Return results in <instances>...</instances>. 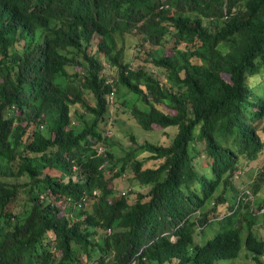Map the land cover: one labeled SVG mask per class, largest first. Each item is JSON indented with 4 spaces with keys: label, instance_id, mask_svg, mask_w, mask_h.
I'll return each mask as SVG.
<instances>
[{
    "label": "trees",
    "instance_id": "trees-1",
    "mask_svg": "<svg viewBox=\"0 0 264 264\" xmlns=\"http://www.w3.org/2000/svg\"><path fill=\"white\" fill-rule=\"evenodd\" d=\"M263 151L264 0H0V264H264Z\"/></svg>",
    "mask_w": 264,
    "mask_h": 264
},
{
    "label": "rangeland",
    "instance_id": "rangeland-1",
    "mask_svg": "<svg viewBox=\"0 0 264 264\" xmlns=\"http://www.w3.org/2000/svg\"><path fill=\"white\" fill-rule=\"evenodd\" d=\"M134 43L135 41L132 38H127L126 40V59H129L132 57L131 55L135 51ZM68 70L72 71L71 68H69ZM111 78L112 76L108 74V79H111ZM122 119H124V121L120 120V125L117 123L112 124L111 130L114 136H116V140L118 141L120 140L123 144H128L129 137H128L127 129L130 130L131 128L132 131L135 133H141V131L138 129H135L132 126L131 121L129 119H126V118H122ZM166 131L170 132V130L168 129H166ZM137 136H140L139 140L141 141L147 139L154 143L166 142L165 140H167L166 135L162 133L161 131H151L146 134L141 133ZM114 149L116 150L117 147H114ZM263 170H264V151L259 155V157L255 161L251 162V164L248 166V170L239 176L240 182H241L240 187L242 188L248 187L249 184L252 182V179L253 178L256 179V177L258 176V173ZM260 182H262V184L259 190H257V193L255 194V196H256V199L263 200L264 199V179H260ZM146 188L147 187L143 188L144 192L146 191ZM211 216L212 215H209L210 219L213 218ZM253 217H254L255 223L252 226V232L255 236L263 238L264 237V215H261V214L255 215V216L253 215ZM240 220H241L240 223L245 225L246 220L242 218H240ZM201 226L202 225L197 226L195 233H194V241L200 245L204 244L207 240L212 239L215 236V234H217L218 232L222 230V223L217 220H214L211 223L206 225L205 234H204V229ZM246 234H247V230L242 229L240 233L241 248L236 258L217 260L214 262V264H255V262L252 260V254L248 252L244 246V238ZM259 260L264 262V256H259ZM91 264H96V262L94 261Z\"/></svg>",
    "mask_w": 264,
    "mask_h": 264
},
{
    "label": "clouds",
    "instance_id": "clouds-1",
    "mask_svg": "<svg viewBox=\"0 0 264 264\" xmlns=\"http://www.w3.org/2000/svg\"><path fill=\"white\" fill-rule=\"evenodd\" d=\"M243 191L245 192L246 189H243ZM247 191L250 192V188H249V190H247ZM250 193H251V192H250ZM251 195H252V194H251ZM245 199H246V198H245ZM247 199H248L249 201L252 202V201L254 200V196L252 195V198H251V199H249V198H247ZM260 211H261V212H264V209H261ZM171 240H175L174 237H171ZM194 242H195V241H194Z\"/></svg>",
    "mask_w": 264,
    "mask_h": 264
},
{
    "label": "built area",
    "instance_id": "built-area-1",
    "mask_svg": "<svg viewBox=\"0 0 264 264\" xmlns=\"http://www.w3.org/2000/svg\"><path fill=\"white\" fill-rule=\"evenodd\" d=\"M244 193L246 194L247 197H249V199L252 198V195H251V193L249 191L246 190Z\"/></svg>",
    "mask_w": 264,
    "mask_h": 264
}]
</instances>
